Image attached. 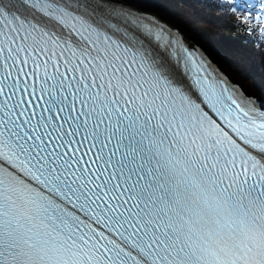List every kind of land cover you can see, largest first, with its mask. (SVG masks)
Wrapping results in <instances>:
<instances>
[{
    "label": "snow or ice",
    "instance_id": "6c2138e0",
    "mask_svg": "<svg viewBox=\"0 0 264 264\" xmlns=\"http://www.w3.org/2000/svg\"><path fill=\"white\" fill-rule=\"evenodd\" d=\"M135 2L0 0V264H264V101Z\"/></svg>",
    "mask_w": 264,
    "mask_h": 264
},
{
    "label": "trees",
    "instance_id": "16d2710c",
    "mask_svg": "<svg viewBox=\"0 0 264 264\" xmlns=\"http://www.w3.org/2000/svg\"><path fill=\"white\" fill-rule=\"evenodd\" d=\"M163 3H170L172 7L177 8L179 14H187L190 21L182 15H178L180 23L186 27H201L196 32L195 38L201 45L215 51L220 65L238 79L248 90L256 92L252 77L256 70L248 69L249 72L244 73L238 65L236 59L242 60L247 52L256 49L251 43L247 42L242 28L234 24L235 17L216 4L201 2V0H159ZM193 10L194 12H192ZM210 11L209 14H205ZM179 22V21H178ZM197 35V36H196ZM240 55V58L237 57Z\"/></svg>",
    "mask_w": 264,
    "mask_h": 264
},
{
    "label": "rangeland",
    "instance_id": "374dc122",
    "mask_svg": "<svg viewBox=\"0 0 264 264\" xmlns=\"http://www.w3.org/2000/svg\"><path fill=\"white\" fill-rule=\"evenodd\" d=\"M155 1L158 2L159 4H161L162 7L167 11V13L172 16V18H175V19H177V21H179L180 25L179 24L178 25H179L181 30H183V29L192 30V31H194L195 34H196L197 31H199L198 28L201 27V24H199L197 26V28H191V27H186V26H184V25H182L180 23V19L178 18V15H182L185 19L190 21V23L192 24V21L190 20V16L189 15H187L185 13L184 14H179L177 8L172 7L170 3H163V2H161L159 0H155ZM143 7H145V6H143ZM149 11H151L152 13H156V12H154L152 10H149ZM191 11L194 12L193 10H191ZM209 13H210V11H206L205 12L206 15L209 14ZM251 53H252L251 57L246 56V59H244V61L240 60L238 65L241 67V69L243 70L244 73L249 72L248 69H250V68L253 69V70H256V73H254V75L251 76L252 77V81L254 83V89H255L256 93L264 94V51H262L259 48H257V50L255 52H251ZM237 57L240 58V55L237 56Z\"/></svg>",
    "mask_w": 264,
    "mask_h": 264
},
{
    "label": "bare ground",
    "instance_id": "6f19581e",
    "mask_svg": "<svg viewBox=\"0 0 264 264\" xmlns=\"http://www.w3.org/2000/svg\"><path fill=\"white\" fill-rule=\"evenodd\" d=\"M132 6L134 8H139V9H141L143 11L152 10V11L156 12L158 15H160L161 17L165 18L170 23H172L174 25V27L179 28L180 32L183 35H186L187 39H194L195 38L194 31H192V30H186V29L181 30L180 27L177 26L179 24V22L177 21V19L172 18V16L167 13V11L162 7V5L159 4L158 2H156L155 0H136V2L133 3ZM143 6H145V7H143Z\"/></svg>",
    "mask_w": 264,
    "mask_h": 264
}]
</instances>
